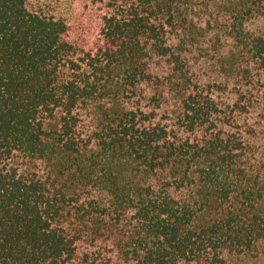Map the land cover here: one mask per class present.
I'll list each match as a JSON object with an SVG mask.
<instances>
[{"label":"trees","instance_id":"16d2710c","mask_svg":"<svg viewBox=\"0 0 264 264\" xmlns=\"http://www.w3.org/2000/svg\"><path fill=\"white\" fill-rule=\"evenodd\" d=\"M90 1L0 0V264H264V0Z\"/></svg>","mask_w":264,"mask_h":264},{"label":"rangeland","instance_id":"374dc122","mask_svg":"<svg viewBox=\"0 0 264 264\" xmlns=\"http://www.w3.org/2000/svg\"><path fill=\"white\" fill-rule=\"evenodd\" d=\"M30 5L33 7H37L38 9H42L46 13H56L58 15H63L69 22L72 24L74 32L78 35H83L82 33V26L86 27L87 29H94L95 24L90 26V21L94 23L96 17H89L91 6H88L90 0H28ZM250 27L259 33H264V18H259L252 21ZM211 43L213 44L212 37L209 38ZM206 49L201 48L198 52H192L194 55L200 57L199 60L204 61V57L206 55ZM197 68L199 69L200 66L197 64ZM202 66V65H201ZM204 81H209L207 77L204 78ZM258 86L260 87L262 93L259 94V102L256 105L255 109L248 116V121L255 127L256 135L252 137V141H255L257 146L262 149L264 152V80L263 82L259 83ZM233 92H226L223 95L224 100L232 101L234 100ZM95 110L93 107H87L81 111L83 123L86 126H93L95 125ZM245 118V117H244Z\"/></svg>","mask_w":264,"mask_h":264}]
</instances>
